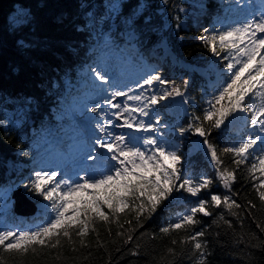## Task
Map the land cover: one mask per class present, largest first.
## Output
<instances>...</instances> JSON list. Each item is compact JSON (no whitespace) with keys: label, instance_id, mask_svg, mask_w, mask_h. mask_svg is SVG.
<instances>
[{"label":"snow or ice","instance_id":"snow-or-ice-1","mask_svg":"<svg viewBox=\"0 0 264 264\" xmlns=\"http://www.w3.org/2000/svg\"><path fill=\"white\" fill-rule=\"evenodd\" d=\"M124 3L125 0H105V13L100 23L108 20L112 27L122 25L121 35L131 43L139 38L142 26L151 25L152 16L148 13L147 0H138L127 15L123 13ZM162 3L166 5L168 0H162ZM229 7L243 13V19L227 25L218 20L219 28L213 26L211 31L205 28L199 36L214 56L225 53L221 57L226 61L224 68L227 69L223 82L205 100L207 107L203 108L202 115L193 112L186 127L176 128L179 136L191 133L201 138L225 194L211 192L212 180L206 176L193 178L184 174L177 144L161 130L169 129L166 122L161 124V102L176 96L184 97L185 92L181 89L186 91L188 80L177 85L174 80L162 78L159 71L152 70L136 82L137 88L129 87L125 91L116 76L110 78L106 66L90 67L95 98L84 105V111L94 115L87 117L83 127L74 130L78 138L76 149L66 158L72 164L71 174L66 168L41 167L33 170L22 185L26 191L48 202L41 205L42 219L25 229L10 225L7 210L11 187L0 186V205L3 206L0 208L3 212L0 215V264H29L30 255H47L45 249L56 250L55 261L75 264L80 257H67L61 249L68 247L74 253L90 249L93 247L87 240L90 235L95 237L94 246L108 253V264H111L108 244H117L118 239L103 240L99 226L103 225L108 237H112V225H115V237L123 241L115 249L119 253L165 201L171 203L170 198H177L174 193L196 199L183 213L159 227L160 234L170 237L174 232L185 234L179 239L171 238L172 247H167L157 264H174L177 256L186 258L191 264H207L211 253L207 241L201 239L205 237L206 229L196 228L201 223L197 214L210 217V205L216 208L223 205L243 228V220L234 211L242 208L234 198L239 193L232 191L236 172L242 165L247 168L249 178L254 181L253 188L264 205V0H260L258 6L247 0H234V5ZM88 15L92 17L93 13ZM117 19L120 25L116 24ZM174 19L179 29L180 16L176 15ZM92 23L90 19L89 25ZM118 97L125 99L117 102ZM237 121L245 129L240 141L225 145L218 152L217 146L209 140L213 130L222 129L226 122L230 125ZM85 133L91 141L90 146L84 139ZM17 147L23 150V145ZM99 149L105 151L92 154ZM23 154L28 155V152ZM226 154H232L235 168L225 166L221 157ZM87 160L97 163L88 165ZM204 190H208L206 196L201 195ZM245 207L251 214L256 204L247 200ZM252 218L255 220V216ZM219 220L232 228V222L225 220L223 213ZM256 227L264 233V222H256ZM149 235L140 232L136 240ZM156 235L152 233L150 238L155 239ZM241 243L264 250V240L255 232L247 240L244 233L234 238L235 245ZM177 245L180 246L179 253ZM140 248L141 245L135 243L129 254L139 256ZM91 255L89 251L83 259L88 260Z\"/></svg>","mask_w":264,"mask_h":264},{"label":"trees","instance_id":"trees-1","mask_svg":"<svg viewBox=\"0 0 264 264\" xmlns=\"http://www.w3.org/2000/svg\"><path fill=\"white\" fill-rule=\"evenodd\" d=\"M104 3L105 0H0V186L11 187L8 222L20 229L28 228L42 219L41 211L33 217H19L14 211L11 193L27 182L33 170H38L45 163V158L39 156L38 151L43 147L45 151L52 148L49 144L55 137H63L68 141L72 130L76 129L73 117L89 114L84 111V105L90 103L87 92L93 89L89 69L97 64L98 53L107 42L135 67L147 66L149 71H159L162 78L174 80L177 85H181L183 80L189 81L186 91L181 89L185 96L180 114L174 115L167 111L173 105L170 101L161 102V124L166 122L169 125V129L161 130L169 140L178 143L184 174L193 178L206 176L212 180L209 189L211 192L222 196L226 192L217 178L215 165L206 154L201 138L191 133L179 136L176 131L179 126H187L193 112L202 115L203 108L207 107L205 100L223 82L224 78L218 83H207L202 75L182 63L207 65L210 62L213 53L200 41L199 36L205 28L211 31L213 26L217 27L214 21L225 14V2L168 0L165 5L162 0H147L152 23L147 27L142 26L139 38L131 43L121 35L123 26L119 19L116 21L120 25L118 27H112L108 20L100 23V18L105 13ZM137 3L138 0H125L123 13L129 14ZM181 8L184 11H180ZM90 12L93 13L92 17L88 15ZM176 15L180 16L179 29L176 28L177 21L174 19ZM90 19L93 21L91 25ZM163 44L174 52L176 62L164 55ZM224 54L222 52L218 56L221 68L226 63L221 59ZM72 125L74 129L70 128ZM244 131L242 127L237 128L226 122L222 129L213 130L209 140L217 146L219 152L225 145L240 141ZM194 142L197 143V149L191 154ZM17 145H23V150ZM25 151L28 155L23 154ZM221 158L225 166L235 168L232 154ZM236 176L232 191L239 193L234 198L242 208L234 211L243 220V228L223 205L220 208L210 205V217L202 214H197L196 217L201 221L196 228L206 229L205 237L201 239L207 241L208 251L211 253L207 264H264V250L246 247L243 243L238 246L234 244V238H238L241 233L245 234L246 240L253 232L264 240V233L256 227V222H264V205H261L253 188L254 181L249 178L247 168L243 165L237 170ZM207 191L204 190L201 195L206 196ZM26 193L37 202L48 203L35 193ZM174 196L177 198H170L171 203L165 201L152 219L145 221L144 228L137 230L133 241L124 245L119 253L115 249L123 241L115 237V225H112V237H108L103 225L99 226L103 240L118 239L117 244H108V251L112 255L111 264H157L167 247H172L171 238L179 239L185 234L174 232L170 237L159 233L162 224L183 213L196 199L186 194L177 196L174 193ZM247 200L256 204V209L251 214L245 207ZM221 213L225 220L232 222V228L219 220ZM123 218L122 214L121 219ZM140 232L157 235L155 239H151L149 235L137 241L136 236ZM87 240L93 244L90 249L74 253L65 247L61 251L67 257H80L75 264H108V253L94 246V235H90ZM135 243L141 245L139 256L129 254V249ZM175 247L179 253L180 246ZM44 251L48 254L30 255L29 264H62L53 259L56 250ZM89 251L92 255L84 260L83 256ZM69 264L73 262L69 261ZM174 264L191 262L177 256Z\"/></svg>","mask_w":264,"mask_h":264},{"label":"rangeland","instance_id":"rangeland-1","mask_svg":"<svg viewBox=\"0 0 264 264\" xmlns=\"http://www.w3.org/2000/svg\"><path fill=\"white\" fill-rule=\"evenodd\" d=\"M164 49H165L164 51L165 55H168L174 62H176L175 55L173 54V52L166 45H164ZM185 65L192 70L199 71L207 80H210L211 70L209 66H195V65H189V64H185ZM212 65H215L214 67H217L218 61L216 57H214V60L212 61ZM97 66H106L107 72L110 78L112 76H116L118 78L119 83L123 86V89L125 91H127L129 87L137 88L136 82L140 80V78L146 72L149 71L145 67L135 68L131 65H128L126 61L120 60L119 55L114 52L110 44L109 45L107 44V46H105V50H101L99 52V62L94 67H97ZM137 90L140 91L139 89ZM90 93H89L90 97H94V92L91 91ZM124 99H125L124 97H118L117 102H123ZM181 100L182 99L179 96H176L174 98H169V101L175 103V105L172 108H169L168 111L170 113L178 114L181 110V107H180ZM78 122L83 127L87 123V119L86 120L78 119ZM233 125L238 127L240 126V123L238 121L233 122ZM84 139L86 143L90 146L91 141L88 139V134ZM58 141L61 142V140H58ZM74 143H75L74 144L75 147L69 150H63V151L61 150V152L59 151L53 154L51 157L52 159L51 163L47 164L45 168L46 167H61V168L68 169L70 166H72L71 162L68 161L66 158L71 156L74 153L77 142L75 141ZM102 151H105V150L99 149V151H93L92 154L99 155V153ZM87 162L86 163L88 165H95L97 163L96 161H93V160H87ZM68 171L71 174L72 170L69 169ZM81 175H84V173L81 172Z\"/></svg>","mask_w":264,"mask_h":264},{"label":"water","instance_id":"water-1","mask_svg":"<svg viewBox=\"0 0 264 264\" xmlns=\"http://www.w3.org/2000/svg\"><path fill=\"white\" fill-rule=\"evenodd\" d=\"M15 198V211L19 214H30L36 210L35 203L25 194L22 189H17L13 193Z\"/></svg>","mask_w":264,"mask_h":264}]
</instances>
